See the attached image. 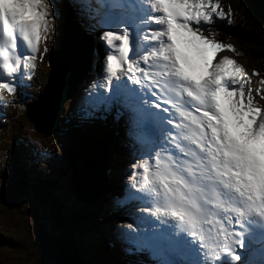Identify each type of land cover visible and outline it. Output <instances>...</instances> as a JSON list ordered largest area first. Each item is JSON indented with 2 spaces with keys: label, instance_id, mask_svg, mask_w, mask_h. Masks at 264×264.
<instances>
[{
  "label": "snow or ice",
  "instance_id": "1",
  "mask_svg": "<svg viewBox=\"0 0 264 264\" xmlns=\"http://www.w3.org/2000/svg\"><path fill=\"white\" fill-rule=\"evenodd\" d=\"M146 3L151 13L139 23L146 25L147 35L144 38L153 42V46L140 59L145 63L151 59L152 64L149 66L161 70L149 73L135 62L125 70L122 65L129 62L127 54L130 48V29L123 26L119 31H104L99 39L109 48H115L119 55L108 52L104 57L102 87L106 96L111 97L109 102L115 100L117 96L110 93L113 90L118 93V86L123 85L124 81L120 76L132 79L129 73L135 67L136 72H143L146 79L151 77L147 85L149 88L160 80H168L175 89H181L197 102L196 110L200 115L185 113L184 116L198 130L193 142L197 143L201 152L207 154L213 167L204 172L197 161L189 167L200 168L201 171H188L187 178L165 169V175L173 176L171 181H160L165 188V203L154 211H146L156 216H170L177 221L179 228L185 230L196 242L197 256L201 257L198 264H209V261L212 264H223L225 260L228 264H233L240 260L235 248L237 245L241 248L245 246V234H251L254 224L264 228V171L259 163L264 156V110L253 106L251 90L245 102L243 84L236 86L240 81L242 68L234 60L223 57L218 63H213L221 49H233V45L223 44L203 34L201 25L211 24L213 16L217 19L226 18L219 0H146ZM152 25L157 27L153 28ZM0 27L3 37L0 44H11L13 51L16 49L15 33L19 32L27 48L33 53L32 56L23 58V67H34L38 42L42 38L47 39L50 31L55 34V17L51 14L48 0H35V3L30 0L26 7L21 3L16 6V10L6 12L0 18ZM115 41H119L118 47L114 44ZM20 64L19 55L13 59L0 50V69L6 75L14 78ZM228 82H231V87ZM134 83L139 84L141 81L137 78ZM15 87L14 79L13 82L0 79V89L11 94ZM152 94L156 95L155 92ZM129 103L132 101L129 100ZM153 107L159 105L154 104ZM144 171L148 173L147 167H144ZM183 171L185 170H178ZM202 178L210 182L214 179L223 182L226 178L237 186L240 196L246 199L243 207L224 209V219L230 221L227 213L235 212V223L246 221L247 227L242 224V232L218 229V235L223 234L226 242L220 247L221 242L218 241L215 251L208 249L207 259L203 258L204 237L198 229V225H202V217L207 215L209 204L208 200L203 199L207 193L203 188L196 187L198 183H203ZM145 182L147 183V176ZM230 186L231 184H225V187ZM127 228L129 231H139L130 224ZM198 235L200 240L196 241ZM128 243L132 247H125V252L130 255L147 252L152 259L157 260V264H162L160 257H167L168 264H183L180 238L170 230H152L148 236ZM260 262L264 264V255L260 257Z\"/></svg>",
  "mask_w": 264,
  "mask_h": 264
},
{
  "label": "rangeland",
  "instance_id": "2",
  "mask_svg": "<svg viewBox=\"0 0 264 264\" xmlns=\"http://www.w3.org/2000/svg\"><path fill=\"white\" fill-rule=\"evenodd\" d=\"M29 2L30 0H15L13 1V4L15 3L13 10H16V6L21 3L26 7ZM31 2L35 3V0H31ZM48 2L50 4L51 14L55 17V33L57 36L55 37V34L52 35L50 31V35L48 34L47 39L42 38L38 42L37 52L34 54V67L30 66L24 68V59L21 58L20 68L14 78L13 76H8L10 79L9 82H13L14 79L16 87L13 93L10 94L4 89H0V264H50L40 255V245L37 241L38 230L40 227H43L44 230L49 232L53 231L54 227L58 226V222L56 221L58 218L50 206L41 204L39 199L34 197V195L26 192L20 193L16 190V186L20 184L22 177L24 179L28 176L31 181L40 180L46 182L48 180H56L57 185L54 190L56 194H59L60 202H62L61 206L78 208L79 210L86 209V207L74 203L70 198L66 199L69 180L72 175H70L69 171L68 173L65 171V174L62 175L59 173L61 168L66 169L67 166L70 165L69 154H74L78 157V154L84 151V147L81 144L83 135L87 137V140L90 138L98 140L104 136L107 140V149L102 147L96 155L102 161L104 160V169L108 176V183L106 182L108 187L105 189L102 188L100 191L96 192L98 197L94 200L95 204L91 211L93 218H90V222L87 223V228L92 229V242L88 241V235L86 237L84 233L75 235L82 249V252L78 250L82 255L80 260L82 263L85 262L83 264H118L121 261L122 264H129L120 258V255L126 256L128 254L124 250L118 252L119 250L117 251L115 249L120 257L110 253L106 242L107 239L105 235L100 232H105L108 235L110 231V229L108 230V226H113L124 233V229H126L129 224L134 226L133 222L135 221L138 225V229H147V232L150 234L152 230H165L163 228L164 225L162 221L158 220V216L156 215L154 218L148 219L149 221L142 220V214L147 212L141 208L142 206H137V208H140L139 211L135 210L137 213L131 208L127 210L119 209L120 212L113 214L103 212L102 207L103 204L105 205V200L110 194L115 200L119 198L116 192H118L123 185L129 187L135 186L137 179L143 175L142 172L146 166L144 160L146 161L152 142L143 144L140 139L134 138L132 143H126L125 141L124 144L113 145L115 136L113 137L112 131L109 132L110 123L108 116L110 113L108 114L99 107V109H95L94 105L91 104H96V101L90 99L93 92L96 97V95H98L96 93H100L104 90L102 87L104 75H102V73L97 75V89L85 90L86 96L84 95V98L90 101L89 105L84 106L83 109L80 103H77L78 106L76 102L70 107V105H72L70 104L71 100L75 101L74 96L77 94L76 99L80 97V92L77 93L82 85V78L80 79L79 83L72 89L67 100L63 104V109L59 118V128L53 134L45 135L39 133L27 120L24 115L25 105L35 100L41 92L49 75L53 52L58 49L60 45V39L64 28V13L62 6L65 5L71 11L73 20L86 38V43L88 39L85 30L87 25L92 23V21H88L87 18L82 16L84 11L80 7L79 0H48ZM219 4L221 9L225 12L226 18L217 19L213 16V22L211 24L201 25L203 34L223 44H231L233 45V49H221L214 57V61H219L223 57H228L238 63L242 68V72L240 74V81L236 86L239 87L242 82H247V79H250L252 84L251 88L255 85L257 92L252 99L253 106L264 110V107L261 108L260 106V104L264 106V83H262V81H264V68L261 67L258 59H252L250 56L252 51H260L257 47L259 43L253 42V40L248 37L253 36L250 26L258 25H251L249 14L245 15L242 13L238 0H219ZM88 5L91 6V4L87 3V7ZM76 14H80V19ZM89 15L91 17V14ZM93 19H95L99 26H102L103 30L104 25L115 27L114 25L117 23V18L108 13L93 14ZM133 19L136 25L141 26V28H146V26H142L144 24L139 23L141 19L137 17ZM129 26L130 25L127 27ZM241 26H244V31L246 33L241 31ZM100 33L101 31L96 33L98 39L101 36ZM237 33H241L244 36L242 38L234 36V34ZM257 34L258 37L263 38V33H261L259 29H257ZM139 38L129 32L130 48L127 54L128 59H137V54H134V51L136 42H138V40L142 41V39ZM99 41L102 40L99 39ZM46 42L49 43L47 49L50 48V51L48 54H42L39 57L40 50L45 46ZM118 45L119 41L116 43L117 47ZM104 46L106 47L107 45L104 43ZM109 52H112L114 55H119L116 49L112 51L109 50ZM107 54L108 51L101 53L100 56L95 55L93 52L89 53V57H91L89 61L91 66H93L92 68L97 66L100 70V68L104 66V57ZM32 55L33 53L29 50L27 56ZM11 56L13 59L15 58L13 55ZM121 77H125L127 82L131 83L127 76L121 75ZM245 102H247L246 96ZM67 116L70 118V120H68L70 123L65 126L67 123ZM257 118L259 119V116ZM89 123L93 124L92 126L90 125V128L88 127ZM118 130L119 125L115 132H118ZM132 130L133 126L127 127V131L124 127V132L126 134ZM143 130L148 131L146 129ZM142 165L144 167H142ZM112 168L113 171L110 173ZM92 191L93 190L89 192L90 197H92ZM101 192H103V195ZM129 206L132 207L134 204ZM102 214L104 217L108 216L109 219L101 218ZM60 215H62L61 211ZM176 229L177 227L174 228L172 232ZM103 237L105 238V245L99 248L95 247L94 252L98 255L92 260V251H88V246L90 247V245H93L94 247L95 243L104 240ZM126 242L128 241L125 240V245L128 247ZM83 249L84 253L90 254L89 257L87 254L83 253ZM86 257H88L89 263ZM159 259L162 264H168L166 257H160ZM152 264H157V262L154 261ZM257 264H261V262H257Z\"/></svg>",
  "mask_w": 264,
  "mask_h": 264
},
{
  "label": "bare ground",
  "instance_id": "3",
  "mask_svg": "<svg viewBox=\"0 0 264 264\" xmlns=\"http://www.w3.org/2000/svg\"><path fill=\"white\" fill-rule=\"evenodd\" d=\"M13 1L15 0H11L7 5V8L10 11H14L13 6L15 3L13 4ZM89 2L91 6L88 5L87 7V0H79L80 7L84 11L83 13L84 17L86 16L85 18H87L88 21H92V23L87 25V28L85 30L86 37L88 39L87 41L88 66L86 62L85 67L83 69L84 72L81 77L82 78L81 88L78 92L76 91L77 93L80 92V97L77 98L78 99L77 100L76 99L77 94H76V96H74L75 101L71 100L70 103L72 104L70 105V107L73 106L74 102H76V105L80 103L82 109L84 106L89 105V101H90L84 98V95L86 96L85 90L97 89V79H98L97 75L99 73H102V75H104L103 66L100 68V70L97 66L92 68L93 66H91V63L89 61V59L91 58L89 57V53L93 52L95 55L100 56V54L103 52L106 51L109 52V50L112 51L113 49H115V48H109L108 46L105 47L104 43L102 41H99V39L96 37V33L98 31H101L100 34L102 35L104 31H109V30L119 31L121 27L130 25L128 27L130 29V32L134 34L136 37L138 38L140 37L142 41L138 40V42H136L135 45L134 54H137L136 56L137 59L134 60L128 59L129 62L122 65V67L125 70H127L130 66H132V63L135 62L137 66L145 69V71L149 73L159 72L161 70L158 67L150 68L149 65L152 64L151 59H149L147 63H145L142 59H140V57H143L144 53L153 46V42L146 40L144 38L147 35L146 28H141V26L136 25L135 20L133 18L135 17H138V19L146 18L147 15L151 13L147 10L146 7H139V9L133 10L129 13L119 14L113 11V7L109 6L107 0H89ZM104 13H110L117 18V23L116 25H114L115 27L104 25L103 26L104 30H103L102 26H99L96 23L95 19H93V14H104ZM89 14H91V17ZM76 16L80 19V14L79 15L76 14ZM142 26H146V25H142ZM152 27L156 28L157 26L152 25ZM51 34L54 35L52 32ZM56 36L57 34L55 33V37ZM117 42L118 41H115L114 44L116 45ZM48 46L49 43L46 42L45 46L40 50V54L38 55L39 57L42 54L44 55L48 54V52L50 51V48L47 49ZM45 48L47 49V51H45ZM218 62H219L218 60L215 61L213 60V63H218ZM236 64L240 66L238 63ZM129 75L132 77V79H130L131 83H128L125 77L123 78L120 76V79L124 81L123 85L118 86L119 87L118 93L115 90H113L110 93L111 95L117 96L115 100L109 102L111 97L106 96L105 89L104 90L102 89L103 91H101L100 93H96L98 94L96 95V97L93 92L90 98L96 101V104H91L94 105L95 109L100 108L103 109L108 114L110 113V115L108 116L110 123L109 132L112 131L113 137L115 136V140L113 142L114 146L116 144H124L125 141L126 143H132L134 138L140 139L143 142V144L152 142V144L150 145V151L148 153V156L146 157V161L144 160V162H146L145 167H147L148 173H145V171L143 170L142 172L143 175L137 179L135 186L129 187L123 185L122 188L118 190V192H116L118 193L117 195H119L118 199L116 200L113 199V196H111V194L107 196L108 198H106L105 200V205L103 204L102 207L103 212L107 214L110 213L113 214L116 212L118 213L120 212L119 209L127 210L131 208H133L134 212L137 213V211H139L140 209L137 208V206H142L141 208H143V210L153 209L154 211L156 207H160L161 205H163L165 203V195H164L165 188L164 185L160 183V181L162 179L165 181H171L173 179V176L165 175V169H167V171L170 173H177L180 175H184L185 178H187L188 171H194L197 173L201 171L200 168L189 167L190 165H195L197 161H199L200 164L202 165L204 172H208V170L211 167H213V165L208 161L207 154L205 152H201L200 148L197 147V143L193 142L194 140H196V137L194 136L192 131L193 125H191L190 122L186 120L184 116L185 113L193 115L191 111L192 108L185 109L186 111L183 110V108H185L186 104H188L189 106H192V104H194V107L197 108V106L195 105L196 101L192 97H189L187 93L183 92L181 89H175L172 86L171 81L160 80L158 84L153 85L151 87L153 92L163 90L165 94L169 96L168 97V99L170 100V102H168L169 107L173 108V112L171 111L172 117H174V119L176 120L174 124L169 123V121H165L163 117L164 114H162L161 112L160 114H158L157 111L152 108L153 106L151 107L149 105L148 99H155L154 95L152 94L153 92L150 91L151 88L147 86L148 80L151 79V77H148L146 79L143 72H139V73L136 72L135 67H133L132 72L129 73ZM137 78L140 79L141 83L139 84L134 83V81ZM247 80H248L247 82L244 81L241 83L243 84L244 94L247 97L249 90H251V96L253 99L254 95L257 93L255 89V85L254 87L251 88L252 84L250 82V79ZM45 83L47 84V79ZM231 85L232 84L230 82V86ZM146 94H148L149 98H146ZM181 99H186L187 101L185 103H182ZM129 100H131L132 103H129ZM134 105L136 107H134ZM260 106L261 108L264 107L261 104ZM60 112H62V110ZM146 112H149L150 114L148 120L144 122V117H145L144 115ZM66 119H67L66 120L67 123L65 124V126L70 123V121L68 122V120H70L69 116H67ZM186 124L188 125V127H185ZM90 125L92 126L93 124L89 123L88 125L89 128L91 127ZM118 125H119V130L118 132H115V130L118 128ZM123 126L126 128V131H127V127L133 126V130L129 131L126 134L124 132ZM189 128L191 130L188 131ZM143 129H146L148 131H144ZM189 135L192 136L191 140H189ZM179 169H184L185 171L178 172ZM111 171H113V168L110 170V173ZM217 171H220V169H218ZM232 171H235V169H233ZM146 176H147V183L145 182ZM213 176H215L214 173ZM202 180L203 183H198L196 187L203 188V190L207 193V195L203 199L208 200L213 196V194H215V196L220 200L219 203L211 205V209H207V215L205 217H202V225H198V229L201 231L204 237L202 243L205 249L204 252L205 256H203V258L207 259L208 257V254H206L208 253L207 250L213 249L217 245L218 241L221 243L223 242L224 235L223 234L218 235V229L230 225L232 219L236 221V213L231 211L227 213V216L231 218L230 221L225 220L224 209H230L231 207H234L231 201H238L240 207H243L246 202V199L240 196V192L237 190V186L235 184H232L226 178L223 182H221L218 179H214L211 182L208 181L206 178H202ZM225 184H231V186L225 187ZM213 189H215L214 192L212 191ZM221 202H222V206H220ZM131 204H134V206L130 207L129 205ZM215 214L219 215V220L221 223L220 226H218L219 223H216L213 220V216ZM101 216H102L101 218L109 219L108 216L104 217L103 214ZM154 216L155 215H153L152 212L147 211L144 212V214H142L143 217L142 220L149 221L152 217L154 218ZM158 220L162 221L164 225L163 228L166 230L172 231L174 228L179 227L177 221H175L170 216H158ZM133 224H134L133 229H138V225L135 221L133 222ZM108 227H109L108 230L110 229L108 235L102 231L100 233H103L105 235V238L108 240L107 246L109 247L110 253L118 256L119 254H117V251L118 250H119L118 252H121L122 250L125 251V247H127L125 245V240L135 241L149 235L147 229L139 228V231H129L128 228L124 227L126 229H124L125 232L123 233V231L119 230L118 228H114L113 226H108ZM199 240H200V236L198 235L197 241ZM126 243L128 244V247H132V245L129 244L128 242ZM196 248L197 246L189 247V244H187L185 248L181 250V259L183 261V264H198V260L201 259V257L197 256ZM113 250L116 252H114ZM120 256L119 257L121 259H123L125 262H128L129 264H152L154 261L157 262V260L152 259L147 252H142L140 254H135V255L127 254L126 256H122V255ZM209 264H211V261H209Z\"/></svg>",
  "mask_w": 264,
  "mask_h": 264
},
{
  "label": "trees",
  "instance_id": "4",
  "mask_svg": "<svg viewBox=\"0 0 264 264\" xmlns=\"http://www.w3.org/2000/svg\"><path fill=\"white\" fill-rule=\"evenodd\" d=\"M238 2L241 6L242 13L245 15L249 14L251 25H258L250 26L253 36L248 37H250L253 42L259 43L257 47L260 51H252L250 56L252 57V59H258L261 67L264 68V17L259 9L258 0H238ZM82 16L84 17V15ZM240 29L242 32L246 33L244 31V26H241ZM257 29H259L261 33H263V38L258 37ZM234 36L242 38L244 35L241 33H237L234 34ZM82 137L83 139L81 140V144L84 147V151H81L82 153H79L78 157L74 154H69L70 165H68L66 169L61 168L59 170V173H61L62 175L65 174V171L67 173L69 171L70 175H72L69 180L66 199L70 198L72 201H74V203H78L80 204V206L86 207V209L79 210L78 208H68L66 206H61L62 202H60L59 194H56L54 190L57 185L56 180H48L46 182L40 180L31 181L27 176V178L24 179L22 177L20 184L16 187V189L20 193H31L32 195H34V197L39 199V202L41 204L51 207L58 218L56 220L58 222V226H55L53 231L47 232L59 234L66 238L67 242L69 243V247L72 250L73 259L77 264H83L85 262L82 263L80 260V257H82V255L78 252V250L82 252V249L80 248L75 235L84 233V236L87 237L88 235V241L92 242V229L87 228V223L90 222V218H93L91 211L95 204L94 200H96L98 197V194L96 195V192L100 191L102 188L105 189L108 187V176L105 173L104 160L102 161L96 155L102 147H104V149H107L108 147L105 136L99 138L98 140L92 138L87 140V137L84 135ZM91 190H93L91 192L92 197L89 196V192ZM103 192H101L102 195ZM60 211L62 215H60ZM40 228L43 229V227ZM40 228L39 230H41ZM104 241L105 238L104 240H102V242L99 241L98 243H95L94 247L93 245H90V247L88 246V251H92V260L94 257H96V255H98L96 254V252H94L95 247L99 248L100 246H104ZM87 255L89 257L90 254ZM88 257H86V260L89 263ZM120 263L122 264V261L118 264Z\"/></svg>",
  "mask_w": 264,
  "mask_h": 264
},
{
  "label": "water",
  "instance_id": "5",
  "mask_svg": "<svg viewBox=\"0 0 264 264\" xmlns=\"http://www.w3.org/2000/svg\"><path fill=\"white\" fill-rule=\"evenodd\" d=\"M258 5L264 17V0H258ZM62 9L64 28L59 48L54 50L51 58L47 84L24 110L34 129L45 135L53 134L59 128L60 111L79 83L88 55L86 38L73 20L71 11L65 5ZM37 241L41 257L50 264H77L64 236L41 229Z\"/></svg>",
  "mask_w": 264,
  "mask_h": 264
}]
</instances>
